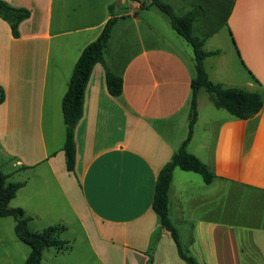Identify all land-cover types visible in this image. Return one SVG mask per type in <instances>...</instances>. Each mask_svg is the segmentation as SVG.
I'll return each instance as SVG.
<instances>
[{"label":"crops","instance_id":"obj_1","mask_svg":"<svg viewBox=\"0 0 264 264\" xmlns=\"http://www.w3.org/2000/svg\"><path fill=\"white\" fill-rule=\"evenodd\" d=\"M4 1L31 12L19 22L18 36L0 15V169L9 182H25L9 205L32 217L33 231L65 224L60 237L70 245L67 234L77 228L90 264H188L152 208L158 173L189 132L197 72L183 37L153 7L141 9L137 0L115 7L106 65L95 64L74 126L76 161L69 170L62 99L77 59L117 0ZM166 1L179 14L204 8L193 28L205 50L217 51L204 60L209 78L259 91L264 100V0ZM211 57L219 58L214 78L206 66ZM107 69L123 77L119 96L108 91ZM198 97L187 149L215 178L206 183L201 174L175 167L169 216L201 264H264V103L247 119L216 107L197 135ZM15 223L0 215V264H24L30 254L11 232ZM63 251L46 249L41 264L75 261L60 257Z\"/></svg>","mask_w":264,"mask_h":264},{"label":"trees","instance_id":"obj_2","mask_svg":"<svg viewBox=\"0 0 264 264\" xmlns=\"http://www.w3.org/2000/svg\"><path fill=\"white\" fill-rule=\"evenodd\" d=\"M137 1H139L141 9L156 6L167 14L173 29L192 45L194 51L197 74L191 81L192 100L189 115V132L179 150L158 173L152 208L159 215L161 225L170 232L177 245L180 257L188 264H201L195 256L184 248L179 230L169 216V190L175 167L201 174L206 183H211L215 178L214 172L208 165L187 149L198 119L197 95L202 88H205L217 108L226 109L233 115L243 119L257 114L261 110L264 100L259 91L248 90L238 86L226 87L209 78L204 60L206 56L215 54L217 51L205 50L204 39L197 35L193 28L195 19L205 14L202 5H196L186 10L183 14H179L175 6L166 0ZM109 10L110 17L104 24L101 33L95 40L85 46L77 59L68 88L62 99V110L66 124V140L63 149L69 170H74L75 168L76 143L74 126L83 115L86 86L95 64L102 63L106 65L105 48L111 37L112 29L118 20L115 4H111ZM30 14L31 12L27 8L14 7L6 1L0 0V15L10 22L14 36L19 35V22L28 18ZM106 83L110 94L119 96L122 93L123 77L121 75H117L107 69ZM4 98L5 90L0 86V103ZM7 178L8 175L0 169V215L13 216L15 218V233L17 237L31 247L30 254L24 264H41L43 252L51 247H56L59 250L69 249V242L60 237V234L67 228L65 224L50 225L42 231H33L29 228L28 223L32 217L27 215L23 208L9 205L11 199L16 196L17 191L25 182H9Z\"/></svg>","mask_w":264,"mask_h":264},{"label":"rangeland","instance_id":"obj_3","mask_svg":"<svg viewBox=\"0 0 264 264\" xmlns=\"http://www.w3.org/2000/svg\"><path fill=\"white\" fill-rule=\"evenodd\" d=\"M154 13H157L160 17H163V19L167 22V25L169 27V29L171 31H173L174 33H176V31L173 29V27L171 26L169 17L167 14H165L164 12H162L161 10H159L156 6H152ZM177 35V34H176ZM185 47L189 48L190 51L192 52V57L194 60V51H193V47L190 43H187L186 40L184 38H180ZM215 59H219L217 57H211L209 58L206 62V66L208 68V71L210 73V76L212 78H214V73H213V68L212 66L214 65ZM240 63V61H239ZM228 71V70H227ZM213 80V79H212ZM199 104H200V112H201V121L199 122L198 125H196V130H197V135H200L201 130H204V127L206 128L208 126V122L210 121L211 118V112H217V108L214 105L213 101L211 100L210 94L208 93V91H206L205 88H202L199 91ZM12 234L14 237H16V234L14 232V230L12 229ZM67 234V233H66ZM68 236H73L71 237V240L73 242V245H70V249H68L67 251H63L62 253L65 254H60L63 259H69V258H74L75 261H69L71 264L78 262L79 264H90L88 261L92 260V253L89 249V246L86 243L85 237L81 234V231H77V228L75 229V232H70V234H67ZM67 235H64V237H68ZM63 237V238H64ZM26 245V247H29L28 244H24ZM73 246V250H71ZM52 250V249H50ZM92 258V259H91ZM47 260L48 262H52V260L47 256ZM68 262V261H67ZM259 264H263L262 262H259Z\"/></svg>","mask_w":264,"mask_h":264},{"label":"water","instance_id":"obj_4","mask_svg":"<svg viewBox=\"0 0 264 264\" xmlns=\"http://www.w3.org/2000/svg\"><path fill=\"white\" fill-rule=\"evenodd\" d=\"M123 0H117L115 3V7H119Z\"/></svg>","mask_w":264,"mask_h":264}]
</instances>
